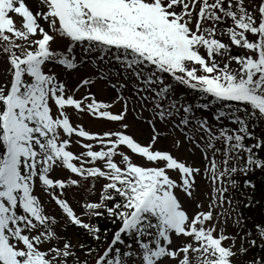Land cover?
<instances>
[{
  "label": "snow or ice",
  "instance_id": "1",
  "mask_svg": "<svg viewBox=\"0 0 264 264\" xmlns=\"http://www.w3.org/2000/svg\"><path fill=\"white\" fill-rule=\"evenodd\" d=\"M257 171L264 0H0V264H264Z\"/></svg>",
  "mask_w": 264,
  "mask_h": 264
},
{
  "label": "rangeland",
  "instance_id": "2",
  "mask_svg": "<svg viewBox=\"0 0 264 264\" xmlns=\"http://www.w3.org/2000/svg\"><path fill=\"white\" fill-rule=\"evenodd\" d=\"M81 75H83V73ZM93 91L97 93L98 99L104 100V101H110L115 95V93L110 89L109 90H103V86L99 85V84L95 88H93ZM118 108H119V105H116L113 108V111H116ZM129 119H132V117L129 116ZM78 122H82L86 126V128H90L92 131H102L107 127V125L103 121L94 120V119L87 117V116L81 117ZM136 138L138 140H140L141 142H146L144 140V135L140 134L139 132L137 133ZM158 147H166V145H158ZM186 147L181 148L179 150V152H175L174 154L178 155L182 159H187L189 162H192L193 159H196L198 162L199 161V153L197 152L196 157H192L191 154L186 150Z\"/></svg>",
  "mask_w": 264,
  "mask_h": 264
},
{
  "label": "trees",
  "instance_id": "3",
  "mask_svg": "<svg viewBox=\"0 0 264 264\" xmlns=\"http://www.w3.org/2000/svg\"><path fill=\"white\" fill-rule=\"evenodd\" d=\"M256 131L259 134L261 129L258 128ZM252 179L255 181V183L257 185V188L259 190H264V174H262L261 172L257 171L255 173V175L252 176ZM259 196H260V192L258 191L257 198H259ZM248 214L258 218L260 216V214H261V210L260 209H256V210H253V212L248 213Z\"/></svg>",
  "mask_w": 264,
  "mask_h": 264
}]
</instances>
